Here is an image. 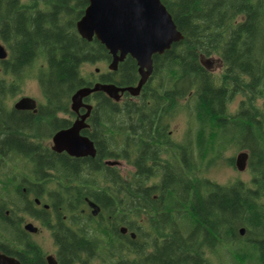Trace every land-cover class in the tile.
Here are the masks:
<instances>
[{
  "label": "trees",
  "instance_id": "obj_1",
  "mask_svg": "<svg viewBox=\"0 0 264 264\" xmlns=\"http://www.w3.org/2000/svg\"><path fill=\"white\" fill-rule=\"evenodd\" d=\"M161 2L183 39L152 57L153 71L135 99L140 105L92 95L94 112L83 135L96 155L73 158L43 146L71 125L72 94L97 82L133 86L136 63L127 56L116 71L85 75V66L111 59L98 41L76 32L87 0H0V41L7 51L0 60L1 253L20 264H45L22 226L29 215L52 231L59 264H221L225 255L237 264H264V0ZM202 55L218 57L221 72L207 71ZM27 70H34L44 98L36 113L8 104ZM189 97L196 155L190 147V185L181 189L182 173L156 162L168 120ZM230 141L247 151L250 181L222 185L200 177L197 163ZM106 160L127 162L129 177ZM86 198L99 206L96 217L81 214ZM35 199L50 204L52 214L35 209ZM109 224L136 237L117 229L109 235Z\"/></svg>",
  "mask_w": 264,
  "mask_h": 264
},
{
  "label": "water",
  "instance_id": "obj_2",
  "mask_svg": "<svg viewBox=\"0 0 264 264\" xmlns=\"http://www.w3.org/2000/svg\"><path fill=\"white\" fill-rule=\"evenodd\" d=\"M87 1L88 5L83 15L75 24L77 34L87 42L95 39L105 48L111 58L107 65L109 71H116L118 64L127 56L132 58L136 63L139 79L135 86L126 87L97 82L91 87H81L72 94L71 112L78 113L80 108L87 109V112L78 116L68 128L58 130L53 134L51 149L56 153L64 152L74 158H94L96 155L93 142L88 137L80 135L81 130L87 127L85 120L91 108L84 104L83 100L97 92L105 94L115 102L120 100L124 92L132 97L138 96L153 71L152 57L162 55L170 50L173 44L183 39L161 0ZM6 58L7 51L0 44V60ZM200 63L207 71H212V62L203 55L200 56ZM12 107L17 111L35 112L37 103L32 98L21 97L13 103ZM247 160V153L237 155L235 167L239 172L245 170ZM106 164L116 165V162L107 161ZM85 200L91 209V215L97 216L100 211L99 206L89 199ZM23 229L28 233L37 231L31 223L24 224ZM120 231L125 233L127 229L121 227ZM240 234H244L243 229L240 230ZM130 237L134 239L135 234L130 233ZM47 263L56 264L51 256L47 257ZM0 264H20V262L0 252Z\"/></svg>",
  "mask_w": 264,
  "mask_h": 264
},
{
  "label": "rangeland",
  "instance_id": "obj_3",
  "mask_svg": "<svg viewBox=\"0 0 264 264\" xmlns=\"http://www.w3.org/2000/svg\"><path fill=\"white\" fill-rule=\"evenodd\" d=\"M21 1L22 3L28 2V0H21ZM0 44L3 45L1 41ZM206 59H209L212 62L211 72L214 74H219L221 72L219 69L220 63H222L221 60L216 56H210L207 57ZM107 65L108 63L106 62H98L92 66H85V75L91 74V72L97 75L103 73L108 70ZM21 97H29L34 99L37 104H44V98L41 94L38 82L34 76V70H27L24 73L21 90L17 94V96H15L13 99H11L8 102L9 106H12L13 103ZM239 99L240 97H236L229 105L230 113L236 111ZM179 104H180L179 109L173 113V116H171V118L168 121L167 133H170L169 137L171 138L174 144H178L182 142L184 138L185 139L188 138L191 143L193 141L194 138L193 135L196 130V125L192 112V104H193L192 98L190 97L185 98L181 100ZM43 146L45 148L50 149V147L52 146V142L50 138H48V140L45 143H43ZM211 151L213 152V156H210L208 159L200 160L197 163L200 171L196 170L195 172L200 177H206L222 185L229 184L231 182H234L235 180H240L247 183L250 181L251 174L248 170L247 165L245 170L242 172H239L235 167V159L237 155L243 152L247 153L246 150L239 149L233 144V141H230L222 146L218 144L217 146L213 147ZM167 158H169V156L164 154L161 156L160 160L167 163ZM231 160H233V165H230ZM106 161H114L116 162V165H107L106 163H104ZM106 161H104L103 163L106 164L107 167H115L116 170H118L119 175H121L125 179L129 177V173L132 171V168L127 162L122 160H118V161L106 160ZM0 178L4 179V175H1ZM42 202L44 204H47L46 201L42 200ZM23 218L25 219L24 220L25 224L31 223L38 230L35 234H31L32 240L38 243L43 251L47 253L50 251L53 252L55 246L52 241V237H51L52 235L48 233L47 228L44 225L38 223L37 221H33L27 215H24ZM119 227L121 228L123 227V225L118 226V228ZM113 228H115L113 224L108 225L107 230L109 235L113 233L112 232ZM89 264H99V263L93 260L92 263L90 262ZM221 264H237V263L234 260H232L230 256L225 255L222 256Z\"/></svg>",
  "mask_w": 264,
  "mask_h": 264
},
{
  "label": "flooded vegetation",
  "instance_id": "obj_4",
  "mask_svg": "<svg viewBox=\"0 0 264 264\" xmlns=\"http://www.w3.org/2000/svg\"><path fill=\"white\" fill-rule=\"evenodd\" d=\"M220 71L222 70V63H220ZM138 79H139V76H138ZM137 82H138V80H137ZM137 82H136V84H137ZM135 84V85H136ZM135 85H133V86H135ZM124 87H126V86H124ZM141 92V91H140ZM94 94V93H93ZM93 94H91L90 96H88L87 98H85L84 100H83V103L84 104H86V105H89L91 108H90V111H89V115H88V117L86 118V120H85V123L87 124V127H86V129L88 128V127H90V124L88 123V120H89V118L91 117V115L93 114V112H94V106H95V102L93 101V99H92V95ZM140 95V94H139ZM138 95V96H139ZM138 96H136V97H132V96H130L127 92H124L123 94H121V97H120V101L122 102V101H124V100H135ZM136 101V100H135ZM136 104L137 105H140V102L139 101H136ZM38 105L39 104H37V107H36V111L35 112H32V111H28V112H31V113H36L37 111H38ZM87 112V109H85V108H80L79 109V111H78V113H74V112H72L73 114H74V117H73V121L75 120V119H77L78 118V116H80V115H84L85 113ZM72 121V122H73ZM169 121V120H168ZM72 124V123H71ZM71 126V125H70ZM86 129H84V130H86ZM80 135H82V136H85V135H83V130H81V132H80ZM53 136V135H52ZM52 136H51V138H52ZM170 136V133H168V136H167V141L166 142H164V141H160V143H159V148H160V152L158 153L159 155H158V160H157V162L156 163H158V165H160V166H166V165H168V167H170V168H172V169H174V168H176L177 170H179L181 173H182V182L181 183H179L178 184V187H180L181 189L182 188H186L187 187V189H189V151H190V147L192 148V151H193V149H194V142L192 141L191 143H192V145H191V143H190V141H189V139L187 140V139H183L182 140V142H180V143H178V144H174L173 142H172V140H171V138L169 137ZM51 138H50V140H51ZM137 144L139 145V150L141 149V148H143L145 145H144V141H142V140H138L137 141ZM149 148H151V149H153L154 147H155V143H150L149 145ZM50 150L52 151V149H51V147H50ZM56 153V152H55ZM64 153V152H63ZM193 154H195V151H193L192 152ZM168 155L169 156V158H167V163L166 162H163V161H161L160 160V158H161V156L162 155ZM196 155V154H195ZM74 158V157H73ZM82 158H85V157H82ZM123 161V160H122ZM105 163V162H104ZM145 165L146 166H152V165H154V164H152V161L151 160H146L145 161ZM154 168V167H153ZM158 168H160V167H158ZM154 170V169H153ZM156 181V180H155ZM152 182L153 181H149V185H151L152 184ZM186 189V190H187ZM87 199V198H86ZM35 204H34V208L35 209H45V210H47L49 213H51L52 214V209H51V206H50V204H44L42 201H40V200H38V199H35V202H34ZM48 206V207H45V206ZM81 214L83 215V216H85V217H88V216H90L91 215V209L89 208V206L87 205V203H86V200H85V205L83 206V208L81 209ZM27 216H29V215H27ZM93 217H96V216H93ZM29 218L30 219H32L33 221H37L38 223H40V221L37 219V218H34V217H30L29 216ZM144 222V221H143ZM25 224V223H24ZM24 224L22 225V226H24ZM41 224V223H40ZM41 225H44V224H41ZM142 225L144 226L145 224L144 223H142ZM46 228H47V231H48V233H50L51 235H52V231L46 226V225H44ZM118 230V233L120 234V235H123V236H126V235H130V231L129 230H127L125 233H121V231H120V227L117 229ZM117 230L115 229V228H113L112 229V232L113 233H116L117 232ZM25 231V230H24ZM38 231V230H37ZM36 231V232H37ZM26 232V231H25ZM27 234H28V236H29V241L31 242V244L34 246V247H38V249H40V251H41V256H40V259H41V261L42 262H44L45 264H48L47 263V257L48 256H51L54 260H55V262H56V264H59V257H58V249H57V247L55 246V244H54V240H53V238H52V241H53V244H54V246H55V248H54V251L52 252V251H50V252H45V251H43L42 249H41V247H40V245L38 244V243H36L35 241H33L32 240V238H31V234H35V233H28V232H26ZM52 237V236H51ZM136 237V236H135ZM147 251V249L145 250V251H143V253L144 252H146ZM32 256L31 255H28V257L26 258V260H27V262H30V263H33V261L30 259ZM15 258V257H14ZM17 259V258H16ZM18 260V259H17ZM143 260V254H140V262ZM90 263V262H89ZM88 263V264H89ZM92 263V262H91Z\"/></svg>",
  "mask_w": 264,
  "mask_h": 264
},
{
  "label": "bare ground",
  "instance_id": "obj_5",
  "mask_svg": "<svg viewBox=\"0 0 264 264\" xmlns=\"http://www.w3.org/2000/svg\"><path fill=\"white\" fill-rule=\"evenodd\" d=\"M57 203V202H56Z\"/></svg>",
  "mask_w": 264,
  "mask_h": 264
}]
</instances>
